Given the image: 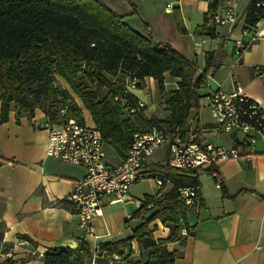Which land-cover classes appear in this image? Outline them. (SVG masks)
Wrapping results in <instances>:
<instances>
[{"label": "crops", "instance_id": "crops-1", "mask_svg": "<svg viewBox=\"0 0 264 264\" xmlns=\"http://www.w3.org/2000/svg\"><path fill=\"white\" fill-rule=\"evenodd\" d=\"M101 1L123 16L124 22L138 33L144 35L146 25L154 42L171 45L195 62L198 72L205 69L206 55L210 54L204 86L198 89L201 98L221 86L226 92L240 91L264 111V30L247 46L236 44V41L248 42L254 30L245 27L244 22L245 9L251 0H233L237 20L231 25L216 24L211 19L214 13L222 12L226 0ZM205 31H211L213 36ZM169 78L175 84L170 90L176 89L178 79ZM154 82L152 77H146L136 91L146 88L156 99ZM134 94L141 99L139 93ZM201 98L196 116L188 119L189 127L194 129L198 124L204 141L235 147L241 156L216 165L222 187L206 173L199 174L201 208L198 215L189 218L191 233L167 244V249L175 252L172 264H264V137L256 134L250 148L238 144L240 133H213L207 101L204 103ZM144 103L145 108L133 116L142 130L149 127L148 119L155 117L157 105ZM77 105L84 123L88 124L84 116L86 109ZM167 113L166 110L163 117ZM48 120L40 108L35 109L32 117L17 118L11 105L7 121H0V251L11 250L18 264H43L42 255L48 248H77L83 241L89 252L81 254L75 264H143L149 250L133 238V228L140 223L133 216L137 209L133 201L122 204L112 195H106L101 202V213L93 219L94 235L81 232L67 197L86 169L46 154ZM90 120L88 125L95 126L91 116ZM106 147L113 149L106 142V162L119 163L122 159L115 150L109 157ZM163 152L159 154L165 162L167 147ZM247 154L249 158L245 157ZM152 157L153 154L149 159ZM163 163L149 160V165ZM171 187L169 181L158 195ZM127 215L132 217L125 226ZM152 225L153 239L168 236V227L160 221ZM125 239L130 242L120 259L94 256L97 244Z\"/></svg>", "mask_w": 264, "mask_h": 264}, {"label": "trees", "instance_id": "trees-1", "mask_svg": "<svg viewBox=\"0 0 264 264\" xmlns=\"http://www.w3.org/2000/svg\"><path fill=\"white\" fill-rule=\"evenodd\" d=\"M251 0L245 9V27L253 28L264 9ZM133 6V5H132ZM134 7V6H133ZM182 30L179 26V31ZM206 34L213 36L211 31ZM144 35L132 29L101 0H0V121L8 119L11 105L17 118L32 117L42 109L52 123L58 110L67 104V115L84 122L77 104L70 105L75 95L91 116L103 138L110 143L120 159H124L140 129L127 113L128 104L115 99L123 90L126 74L137 79V88L146 77H152L159 94L165 91V78L178 79L177 88L167 98V115L151 117L148 124L161 129L188 130V119L200 108L198 89L204 86L206 67L198 72L195 62L167 43H156L144 25ZM61 79L66 86L59 84ZM132 97L137 99L133 94ZM53 108L49 111L46 107ZM200 136L198 124L194 127ZM148 171L164 176L172 183L166 193L144 194L133 214L140 223L133 228L142 248L148 249L143 264H172L175 252L167 244L181 238L180 215H185L179 197L183 187H199V174H180L164 164L149 165ZM217 184L222 187L216 176ZM150 205V206H149ZM160 221L169 229L166 238L153 239V222ZM188 234L191 227H187ZM129 239L102 245L99 255L123 254ZM89 249L81 241L79 247L48 248L43 264H75Z\"/></svg>", "mask_w": 264, "mask_h": 264}, {"label": "built area", "instance_id": "built-area-1", "mask_svg": "<svg viewBox=\"0 0 264 264\" xmlns=\"http://www.w3.org/2000/svg\"><path fill=\"white\" fill-rule=\"evenodd\" d=\"M213 2L214 0H210ZM256 6L264 9V0L256 2ZM211 19L216 24L231 25L237 20L236 4L226 0L221 13H214ZM248 42L236 41L239 46H247L264 30V14L254 25ZM197 45L200 43L197 42ZM138 79L133 74H126L123 90L115 96L123 104H128L127 113L136 115L145 108V103L132 95L137 89ZM135 95V94H134ZM205 99L212 119V132L219 134L240 133L238 144L252 148L255 135L264 137V111L259 104L253 102L240 91L226 92L221 86L206 93ZM68 105L58 110L57 122L50 119L47 125L46 154L59 160L85 167V175L75 182L67 200L73 214L78 218L81 232L94 235L93 219L101 213V202L106 195H112L120 203L133 201L139 208L142 199L130 195V187L142 179H151L160 189L169 183L164 176L148 171L149 157L166 145L168 156L164 165L180 174L197 175L202 172L211 178L217 176L216 165L228 159H237L241 155L235 147L213 145L199 139L195 130L189 128L185 132L161 129L149 125L146 130L133 134V140L127 155L119 163L110 165L106 162L104 146L106 141L96 126L78 121L67 115ZM249 154L245 157L249 158ZM179 197L184 202L185 215H180V236L188 235L187 227H191L189 218L199 214L202 199L200 187L191 186L179 189ZM150 206V205H149ZM132 215H127L124 225L128 226ZM102 245L97 244L94 256L100 254ZM110 260L120 259L117 253L108 256ZM19 261L9 249L0 251V264H18ZM94 264V263H92Z\"/></svg>", "mask_w": 264, "mask_h": 264}, {"label": "rangeland", "instance_id": "rangeland-1", "mask_svg": "<svg viewBox=\"0 0 264 264\" xmlns=\"http://www.w3.org/2000/svg\"><path fill=\"white\" fill-rule=\"evenodd\" d=\"M165 80H166V84L164 85L165 91L163 94L158 93L156 83L154 82L156 99L154 98V95L152 96L151 93L147 92L146 88L142 87L140 91H136V90L134 91L135 93L136 92L139 93L141 100L143 102H146V104L156 105L157 103L156 108H155V113H154L155 117H163L165 115L167 106H168V103L166 100L169 97L170 89L175 87V84H173L172 79H170L169 77H166ZM58 82L63 87L69 89L62 80H59ZM71 97H72L71 102L69 103L70 105L79 103V105L82 107L79 99L75 95L71 93ZM201 100L202 102L205 103V97H202ZM46 107L49 111L53 110V108L49 106L48 102L46 103ZM84 116H85L86 122L90 124L91 120H90V114L88 113V111L86 110L84 111ZM191 125L193 126V124ZM165 148H166V145H162L160 148H158L154 152L153 157L150 158L149 160L150 161L157 160L158 163H163L164 159L161 157L162 155H160L159 152H163ZM106 152L108 156L110 157L113 154V149L111 147H106ZM158 191H159V188L153 183L151 179H142L130 187V195L134 199H141L144 194H151V193L153 194V193H157Z\"/></svg>", "mask_w": 264, "mask_h": 264}]
</instances>
